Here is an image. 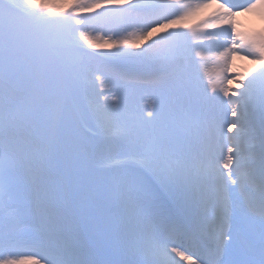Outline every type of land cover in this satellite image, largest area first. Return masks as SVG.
Wrapping results in <instances>:
<instances>
[{"label":"snow or ice","instance_id":"6c2138e0","mask_svg":"<svg viewBox=\"0 0 264 264\" xmlns=\"http://www.w3.org/2000/svg\"><path fill=\"white\" fill-rule=\"evenodd\" d=\"M240 13L264 0H0V264H264V34ZM238 55L259 70L220 87Z\"/></svg>","mask_w":264,"mask_h":264},{"label":"bare ground","instance_id":"6f19581e","mask_svg":"<svg viewBox=\"0 0 264 264\" xmlns=\"http://www.w3.org/2000/svg\"><path fill=\"white\" fill-rule=\"evenodd\" d=\"M210 12V10H208V13ZM154 33H152V35H153ZM211 65L212 66V68H213V71H214V73H213V75H212V79H214V77L216 78V80H217V75H216V73L219 71V64H218V62L216 61V60H214V59H212L211 60V62L209 63L208 62V65ZM215 64V65H214ZM259 65L258 64H256L254 61H251L250 63H248V64H245V67H244V69H243V71H245V74H246V76H245V78H250L249 76L250 75H252V74H255V72L259 69ZM227 76H228V73H227ZM221 78V77H220ZM222 79V78H221ZM216 80H214V81H216ZM220 87H224V84H221V85H219ZM24 264H32V261L31 260H27V259H25L24 260Z\"/></svg>","mask_w":264,"mask_h":264},{"label":"rangeland","instance_id":"374dc122","mask_svg":"<svg viewBox=\"0 0 264 264\" xmlns=\"http://www.w3.org/2000/svg\"><path fill=\"white\" fill-rule=\"evenodd\" d=\"M53 2H54L57 6H64V5H66V4H69V3H70V0H53ZM194 20H196V19H194ZM194 20H191V21H189L188 23H190V22H192V21H194ZM159 29H161L160 32L157 33V34H159V35H162V34H164L166 31H169V30L164 29V28H159ZM170 30H172V29H170ZM157 36H158V35H157ZM97 38L103 40V39H107L108 37L105 36L103 32H97V33H95V34L93 35V39H97ZM98 51L107 52V51H109V50H108V49H98ZM206 55H207L209 58H211L212 53H211V52H208V53H206ZM209 58H208V59H209ZM208 59H206V60H208ZM206 70H207V71H206ZM208 70H209V68L207 69L206 65L204 64V69H203V71L208 72ZM181 264H187V262H186V261H181Z\"/></svg>","mask_w":264,"mask_h":264}]
</instances>
